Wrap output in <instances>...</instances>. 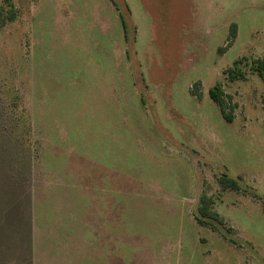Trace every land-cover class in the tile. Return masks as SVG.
<instances>
[{
	"label": "rangeland",
	"instance_id": "rangeland-1",
	"mask_svg": "<svg viewBox=\"0 0 264 264\" xmlns=\"http://www.w3.org/2000/svg\"><path fill=\"white\" fill-rule=\"evenodd\" d=\"M0 17V264H264V0H0ZM202 193L221 232L195 220Z\"/></svg>",
	"mask_w": 264,
	"mask_h": 264
},
{
	"label": "trees",
	"instance_id": "trees-1",
	"mask_svg": "<svg viewBox=\"0 0 264 264\" xmlns=\"http://www.w3.org/2000/svg\"><path fill=\"white\" fill-rule=\"evenodd\" d=\"M0 18L1 22L4 23V17ZM8 18L12 19L13 17L12 15H9ZM123 26L124 30L127 31L125 22L123 23ZM236 33L237 24L233 22L229 25V34L227 38L228 43L225 46L218 47L217 51L219 52V54H222L225 49L232 43V41L236 37ZM244 60H246V57L234 59L232 65L224 69L223 73L226 74L229 81H235L245 78L246 71L243 70L241 65ZM248 64L249 71L257 74L264 83V57L254 58ZM199 84V81L194 82L192 88L189 90L190 94L194 95L195 97L200 96ZM208 96L218 106L222 118L226 122H232L233 113L231 111V106L226 101V96L223 90L222 83L220 81H217L215 84L208 88ZM240 180L241 177H232L226 173H222L217 179L221 190L233 191H238L241 189L242 185L240 183ZM215 201L216 198L214 199L205 193L200 194L195 220L201 226L209 227L212 230L221 232V228L224 227L225 222L222 216L214 209ZM230 229L227 228L228 231H230ZM223 235L227 237V235H225L224 233Z\"/></svg>",
	"mask_w": 264,
	"mask_h": 264
},
{
	"label": "crops",
	"instance_id": "crops-1",
	"mask_svg": "<svg viewBox=\"0 0 264 264\" xmlns=\"http://www.w3.org/2000/svg\"><path fill=\"white\" fill-rule=\"evenodd\" d=\"M55 246L57 248H59V247L65 248L66 247V245L64 243H60V245H55ZM81 248H83L82 245H81ZM35 259H36L35 257L31 256V261H29V262L31 263L32 260L35 262ZM69 259H70V256H67L66 253H63V251H60L55 256L45 257L43 260L37 258L36 264H88V262L85 261V257L82 254L80 255V257L77 258L76 261H72V259H70V260ZM108 264H110V263H108Z\"/></svg>",
	"mask_w": 264,
	"mask_h": 264
}]
</instances>
